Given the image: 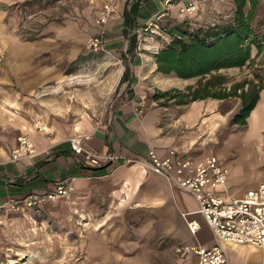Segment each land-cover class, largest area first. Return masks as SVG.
Listing matches in <instances>:
<instances>
[{
  "label": "crops",
  "instance_id": "0c3cea01",
  "mask_svg": "<svg viewBox=\"0 0 264 264\" xmlns=\"http://www.w3.org/2000/svg\"><path fill=\"white\" fill-rule=\"evenodd\" d=\"M24 1L0 0V51L7 54L0 63V211L13 198L44 194L61 180L77 177L74 203L92 221L96 218L103 235L102 246L94 242L89 247L98 251L94 259L103 258L109 264H151L157 251L171 254L178 244L214 246L218 239L200 214L194 194L147 169L144 161L151 149L162 158L173 148L201 159L218 155L230 170L233 195L255 189L264 182V89L246 127L235 131L227 128L242 103L231 107L227 98H208L172 108L156 104L153 89H184L158 71L155 55L146 59L138 47L140 39L150 34L144 29L163 9V0H140L132 10L130 0H78L76 18L66 20L63 29L35 44L23 43L13 35L18 12L10 6ZM111 1H116L117 12L108 24L105 42L128 59L127 74L124 79L123 71L119 76L123 80L120 91L106 100L100 89L73 102L60 97H47L42 104L35 97H29L27 103L21 100L22 93L33 94L42 85L63 78L56 67L63 57L57 50L60 38L73 44L70 58L80 55L85 41L99 34L97 12ZM258 1L264 4V0ZM228 5L236 8L234 0H207V10L197 20H211ZM180 16L175 8L169 20L180 21ZM9 28L13 36H9ZM257 52L252 48L253 57ZM141 100L149 103L138 113ZM27 134L35 154L13 161V150L22 147L21 139ZM76 135L88 136L89 150L112 152L119 159L93 169L80 163L70 141ZM183 174L189 175V171ZM193 220L199 223L196 234L189 227ZM160 237L164 241H158ZM222 245L229 264H264L263 247ZM196 263L197 257L192 255L172 264Z\"/></svg>",
  "mask_w": 264,
  "mask_h": 264
},
{
  "label": "rangeland",
  "instance_id": "374dc122",
  "mask_svg": "<svg viewBox=\"0 0 264 264\" xmlns=\"http://www.w3.org/2000/svg\"><path fill=\"white\" fill-rule=\"evenodd\" d=\"M77 1L26 0L10 6L12 10L18 12V24L13 35L23 43L30 44H35L44 38L49 39L58 32V28L63 29L62 25L65 24L66 20L76 18ZM199 1L201 8L196 13L181 15L178 11L181 15L180 21L173 22L169 20L165 23L162 29L163 37L165 36V38L162 39L161 36H156L154 40L149 39L150 46L140 50L145 54L144 57L146 59H150L151 56H154L155 53L159 52L172 41L171 28L176 27L178 24L186 22V27L197 30L202 26L206 28L213 24L226 23L234 18L235 8L228 5L217 11L216 16L211 20L202 18L201 21H198L197 18L207 10V0ZM258 5L260 15L256 17V20L259 21L256 28L258 31L263 32L264 4L259 1ZM100 12H97L96 19ZM8 33L9 36H13L10 28L8 29ZM151 35L148 34L147 36ZM89 39L85 41L82 53L74 58H70V54L73 53V44L65 41L66 39L64 38H60L57 50L63 54V57L56 67L59 68L63 78L61 80L58 78L53 82L42 85L33 94L22 93L21 100L24 99L23 101L27 103L30 100L28 99L29 97H35L39 101L38 104H42L47 97H60L61 99L73 102L79 97L91 96L100 90L102 97L106 100L111 93L119 92L122 86V79L126 75L125 71H127V57L116 51L113 52L117 58H113L104 52L94 51L89 46ZM154 44L159 46L158 51L150 49ZM5 59H7V54L4 50H1L0 63L3 64ZM262 63H264V54L251 67L246 65L244 67L223 68L219 72H216V74H227L232 80V83L229 85L231 87L235 82L251 80L253 72H255V69H259ZM121 73L123 75L119 81ZM168 76L172 77V83L184 89L188 86H185L188 82L196 84L201 80V77H192L187 82H184L174 72ZM2 85L3 83L0 80V89ZM172 88L177 87L174 86ZM54 89L57 92H53ZM160 91L163 90L155 88L151 93L155 95V93ZM172 94L175 95L176 92L174 91ZM11 97L13 96L11 95ZM227 99L231 107H238L242 103L239 97ZM144 102L145 107H147L149 102L146 100ZM154 103L170 108L179 105L175 104V100L169 101L166 98L155 100ZM245 127L246 124H235L232 120L227 130H242ZM72 193L61 199L46 203L41 212L33 209L18 212L12 211L9 207L2 209L0 211V264H109L103 258L96 257L94 259L93 256L98 251L97 249L92 250L89 247L97 242V244L102 246L103 235L101 227L98 225L97 220H95L96 218L92 221L89 215L85 214L84 208L80 205L78 207L74 203ZM158 241H164V237H160ZM175 248L171 254H167L163 250L157 251L152 257L151 264H172L176 259H179ZM112 264L121 263L116 262Z\"/></svg>",
  "mask_w": 264,
  "mask_h": 264
},
{
  "label": "built area",
  "instance_id": "2783aa9c",
  "mask_svg": "<svg viewBox=\"0 0 264 264\" xmlns=\"http://www.w3.org/2000/svg\"><path fill=\"white\" fill-rule=\"evenodd\" d=\"M140 0H130L128 7H132ZM199 0H163L162 10L158 12L153 21L147 23L144 31L152 34L140 39L139 49L148 48L154 36L163 37V26L174 10L178 8L181 15H192L201 7ZM117 12L116 1L105 4L100 12L97 23L100 26L99 34L89 39V46L94 51L107 53L117 58L115 53L107 47L105 42L109 29V22ZM150 39V40H149ZM158 51L159 46L154 44L150 48ZM144 101L139 102L137 112H143ZM77 160L91 169L103 167L119 159V156L109 152L100 153L91 151L86 147L87 135H76L70 138ZM22 147L12 152V160L20 161L35 154L29 136L21 139ZM145 167L156 174L163 175L172 185H177L194 194L199 201V212L210 225L218 239L212 247L201 244H178L176 253L179 258L197 257L196 264H229V255L222 243L229 242L235 245L248 244L264 248V182L255 189H249L244 195L235 196L230 191L228 183L230 170L225 167L218 155L206 156L201 159L193 154L184 155L173 148L169 156L162 158L155 149L149 151ZM132 161V159H129ZM188 170L189 175H184ZM77 177L61 180L55 189L44 194L32 193L26 198H13L6 204L12 211L23 212L36 210L41 212L46 203L53 202L68 196L74 191V182ZM191 233H197L199 223L195 220L189 223Z\"/></svg>",
  "mask_w": 264,
  "mask_h": 264
},
{
  "label": "trees",
  "instance_id": "16d2710c",
  "mask_svg": "<svg viewBox=\"0 0 264 264\" xmlns=\"http://www.w3.org/2000/svg\"><path fill=\"white\" fill-rule=\"evenodd\" d=\"M234 3V18L226 23L192 30L186 27L185 22L171 28L172 41L155 54L158 71L167 75L174 72L184 79L201 77V80L188 85L186 89L171 88L157 92L154 100L166 98L175 100V104L188 105L206 98L220 100L239 97L242 105L233 117V123L247 124L264 89V63L255 69L251 80L235 82L231 87V78L216 72L223 68L251 67L256 64L264 54V31L256 28L259 24L256 17L260 15L258 0H234ZM254 47L258 51L256 57L252 56ZM174 91L175 95L172 94Z\"/></svg>",
  "mask_w": 264,
  "mask_h": 264
}]
</instances>
